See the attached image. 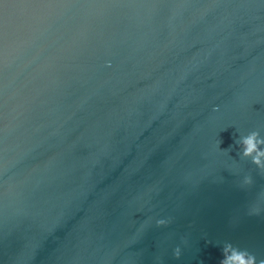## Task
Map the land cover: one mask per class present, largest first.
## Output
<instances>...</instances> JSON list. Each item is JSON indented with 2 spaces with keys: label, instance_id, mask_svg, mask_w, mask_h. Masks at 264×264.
I'll list each match as a JSON object with an SVG mask.
<instances>
[{
  "label": "water",
  "instance_id": "1",
  "mask_svg": "<svg viewBox=\"0 0 264 264\" xmlns=\"http://www.w3.org/2000/svg\"><path fill=\"white\" fill-rule=\"evenodd\" d=\"M252 131L264 0H0V264H260Z\"/></svg>",
  "mask_w": 264,
  "mask_h": 264
},
{
  "label": "clouds",
  "instance_id": "2",
  "mask_svg": "<svg viewBox=\"0 0 264 264\" xmlns=\"http://www.w3.org/2000/svg\"><path fill=\"white\" fill-rule=\"evenodd\" d=\"M237 147L241 159L250 160L251 164L264 173V137H261L258 131H252L246 136L239 138ZM231 148V146H230ZM244 185L252 183L251 177L246 176L242 182ZM165 221L160 220L157 226L164 225ZM174 258L180 257V249H174ZM222 259L219 264H257L256 257L247 250L240 249L231 243H225L222 248ZM264 264V260L260 261Z\"/></svg>",
  "mask_w": 264,
  "mask_h": 264
}]
</instances>
